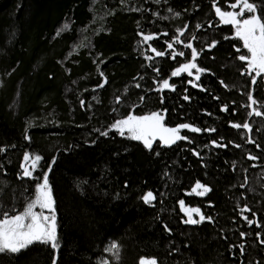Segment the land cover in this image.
I'll list each match as a JSON object with an SVG mask.
<instances>
[{
	"label": "trees",
	"instance_id": "16d2710c",
	"mask_svg": "<svg viewBox=\"0 0 264 264\" xmlns=\"http://www.w3.org/2000/svg\"><path fill=\"white\" fill-rule=\"evenodd\" d=\"M229 2L167 0L164 12L143 9L140 13L121 11L115 15L112 7L117 5V0H0V149H3L0 151V176L7 182L0 186V217L3 218L4 212L11 216L24 210L35 196L37 183L43 182L47 172L55 201L57 230H60L57 249L50 248L49 244V248L41 245L37 250L28 246L18 255L4 253L0 256V264H52L53 255L63 249L65 257L60 264H95L82 257L86 255V239L94 246L88 223L92 221L96 231L123 230L133 217L139 219L135 223L139 231H132V241L140 233L151 239L153 256L159 264H176L175 259L181 252L191 257L193 264H214L218 248L234 254L232 260H221L217 264H242L238 247L241 241L235 239L237 245L229 244L228 238L245 215L246 211L241 209L258 202L264 205V115L257 116L244 144L235 149L240 162L225 164L232 148L229 131L239 132L240 129L231 128L229 124L248 118L250 112L244 114L245 90L253 83L237 73L239 81L235 85L222 88L212 82L208 89L205 83H202L203 88L201 82H197V91L184 92L172 80V73L179 68L175 66L171 76L157 79L160 85L156 88L149 83L146 66L150 53L155 52L153 49L158 51L155 39L168 28L177 30L182 41L174 43V39L171 42L170 54L173 50L183 52L179 49L186 48L188 38L194 37L200 43L205 33L196 25L199 20H208L206 14L214 9L213 3L221 6ZM146 7L152 8V4ZM104 14L107 15L105 20L102 19ZM63 19H70L72 28L57 35V25ZM91 19L95 25L87 29ZM232 29L235 32L231 25L229 30ZM181 31L182 36L179 35ZM147 35L153 39L144 41ZM229 39L225 44L233 43L239 56L243 48L242 55L248 56L241 39ZM202 42L209 41L203 39ZM223 44L218 40L216 45L220 56L226 53ZM183 53V64L191 62L192 59L184 58L189 52ZM196 64L199 67L202 62ZM204 64L209 69L221 71L227 85L235 77L232 67L220 70L213 61ZM158 66V70L163 71L169 68V63L159 62ZM191 72L193 79L196 69ZM213 75L215 78L216 73ZM164 80L174 86V92H165L173 88L162 87ZM207 81H210L209 75ZM255 93L264 98V89L259 85ZM48 94L45 105L43 99ZM249 94L252 95V89ZM116 100L126 105L150 107L145 116L153 112L162 115L164 128H177L181 124L199 128L201 134L193 135L199 145H185L189 140L188 129L179 132L185 139L164 144L159 138V144L146 151L121 140L114 145L129 158L123 160L122 166L113 164L104 149L91 148V145L107 131L113 117L109 109H123L112 107ZM222 106H225L224 112L220 111ZM258 111L264 113V103ZM129 115L132 114H127L125 119ZM83 134H87V138L82 137ZM47 139L57 146L50 149ZM208 140L219 142L224 149L206 151L204 141ZM191 148L198 151V157L191 153ZM25 153L41 157L35 170L31 169V160L24 161ZM249 156L256 159H249ZM22 164L32 170L31 177L23 176ZM197 165L205 168V177L197 173ZM176 166H182L183 173L174 176L173 172L170 178L177 179L184 172L192 173L196 180L211 187L207 195L193 194L186 202L188 207L199 208L201 214L211 219L198 224L178 221L166 225L157 238L141 226L155 210L152 203L141 201V190L158 189L161 169L173 170ZM102 174L118 184L113 202H104L105 192L100 198L98 196ZM148 192L153 193L152 190ZM137 205L140 211L129 217ZM160 221L165 223L164 219ZM120 235L125 236V231ZM132 241L128 246L130 257L120 264H135ZM254 252L259 258L250 264H264L260 252Z\"/></svg>",
	"mask_w": 264,
	"mask_h": 264
},
{
	"label": "rangeland",
	"instance_id": "374dc122",
	"mask_svg": "<svg viewBox=\"0 0 264 264\" xmlns=\"http://www.w3.org/2000/svg\"><path fill=\"white\" fill-rule=\"evenodd\" d=\"M234 2L235 0H230L229 4H224L219 7L225 11H238V9L234 10L229 7V5ZM253 2L258 7L259 15L264 17V0H253ZM147 4H152V8H147L146 7ZM166 5H167V0H156V2H154V0H117V5L115 7H112L113 9L112 14L116 15L121 11H134V12L140 13L143 9H153L157 12H164ZM180 15L181 13H179V15L177 16H180ZM106 18H107V15L104 14L102 19L105 20ZM206 18L208 20H199L197 23V25H200L198 30L205 33L200 39V43H198L196 39H192V40L190 38L187 39V42L188 43L190 42L193 48H195L196 51L199 53L195 62L196 63L202 62V64L199 65V68H202L205 71L199 73V80L195 79L196 76L193 79H191L190 75L186 74L185 72H180L179 75L172 77V80L173 81L175 80L176 82V87H178L179 90H182L184 92L188 91L190 93L191 91H194V90L197 91L198 89L197 82H201V86L203 88L205 87L202 85V83H205V86L208 87V89L210 88L211 83L214 82L216 85H219L220 87L225 88L226 86L235 85L239 81V76H236L237 73H239V75L246 77L248 81L252 82L253 72L250 73L247 70V62L241 61L238 59L239 55L234 50L233 43H230L229 45L225 44L230 40L229 38H235L239 40L234 32V29L229 30L231 27L230 24H224L220 22L219 17L215 13V9L213 10L209 9V12L206 14ZM94 25H95L94 20L91 19L87 23V29L93 28ZM71 28H72L71 20L63 19V20H60V23L57 25V29L55 33L58 35L62 32L69 31ZM177 33H178L177 30L168 28L164 33H162L154 41L157 45L158 51L163 52L164 55L157 56L156 52L150 53V59L148 60L146 66L148 67L149 83L152 82L153 87H156V88L159 87L160 84L157 82V79H163L165 77L171 76L172 69L175 66L176 67L178 66L180 68L182 64L185 63V61L181 58L182 56L179 55V56L173 57L169 52L168 44L171 43L176 38ZM203 39L208 40L209 42L204 43L202 42ZM218 40H222V42L224 43L222 45V49L226 48V53L223 54L222 56H220L218 54V51L216 50V45H217ZM214 42H215V46L209 47ZM179 50L183 52H189V55L184 56V58L192 59V49L190 48L184 49L183 47H181ZM241 51L244 52L243 48ZM204 52H207V54ZM242 53H240V55H242ZM248 55L250 54L248 53ZM209 56L210 58H208ZM223 56L225 57L224 59H222ZM164 61H167V63H169V68L163 71H159L158 64L159 62L161 63ZM210 61H213L218 66V68H220V70L221 68H228V67H232L234 69L235 77L232 79L230 83H228V85L224 81L221 71H217L213 68L209 69L208 67L205 66L204 63L205 62L209 63ZM174 62L176 63L174 64ZM215 73H216V77L214 78L213 74ZM208 75L210 77V81L206 82ZM256 79H258L256 80L258 84L256 85L253 84L251 87L245 90L246 107L244 110V114H246L247 111L253 112L254 109L259 110V107L264 103L263 96L259 98V95L255 93V88L257 85L261 87V90L264 89V74H261L260 76H256ZM193 83H195L197 86L193 87ZM250 89H252V96L256 100V104L252 105L251 107H249L251 102L248 99V92ZM165 92L166 93L174 92V89L173 90L166 89ZM216 95H219V92H216ZM48 97H49V94L46 95L45 98L43 99V101H45V105L47 104L46 100ZM187 100H189V102L194 103L192 99H187ZM140 103H142V100L140 101ZM113 106H120L123 109L121 111H119L118 109L116 110L109 109L110 112L112 111L113 117L111 118L112 120L109 123L107 131L105 132L107 133V135H102L101 138L98 139L94 145H91V148H97L98 146H100L107 153L108 158L111 160L113 164L122 166L123 160L128 159L129 156L124 154L122 149L119 147H116V145L114 144L121 142L122 140L127 144L137 145L145 151L147 150V148L144 147V144L142 141L131 139L130 133H128L126 129H125L124 135H121L120 132L116 128H113L112 126L117 121L124 120L127 114H132L136 117L145 116V114L149 111L150 107H145V105H140V104L136 105L134 103H127L126 105L125 102H118L117 100L115 103L112 104V107ZM224 109H225V106H222L220 111L224 112ZM256 118H257V115H255L253 112V114L249 115L245 121L241 120L239 122H231L229 124V127L232 128L233 124H243L247 122L250 126V130L244 129L243 127H241L239 129V132H234L233 129H230L228 140L230 141L229 144L230 146H232V148L230 150V154L228 156V160L225 165H227L228 163L237 165L240 162L241 158H237L235 154V149L238 148L237 145L241 146L242 144H244L247 132H251V129L255 123ZM188 132H189V140L185 141V145L191 146L193 143L199 145V143L194 139L193 135L201 134V132L200 131L193 132L189 129H188ZM161 134L165 135L166 133H161L159 130H157V135H156V138L152 141V146L155 144H159V138ZM87 136H88L87 134L82 135V137L84 138H87ZM2 140H4V138ZM93 140H96V139H93ZM50 141L51 140L47 139V146L50 149L55 148L57 145H53ZM220 141L222 142V140ZM204 142L207 144L206 151H209L211 148H218V147L224 149V145L219 144V142L217 141L215 143L209 140L208 142L207 141H204ZM105 143H109L110 145H107ZM217 145H220V146H217ZM191 153H193L196 157H198V151L194 150L193 148H191ZM196 171L197 173H201L203 177H205L207 174L205 171V168L199 165L196 166ZM173 172H174V169L167 170L166 168H162L158 174L159 188L158 189L155 188V190L151 188L148 190L147 188H143L141 190L142 197L146 193H148L149 190H152L153 195L155 196V199L151 202L154 205V209H155L154 214L150 215L147 221L142 222L141 226L143 227V229H148L152 231L149 233L150 234L154 233V236L157 238L162 228H166L165 227L166 225L171 226V225L177 224L178 221L183 222L187 219V215L185 214V212L181 211L179 202L184 201L185 207L191 208L186 205V202L190 196H192L193 194H196L192 191V189L198 181L201 184L206 185L211 189V187L205 182L200 181L198 179L196 180V178L193 177L192 173L184 172L183 176L177 179H172L170 177ZM5 184H7L6 179L0 176V186L1 185L3 186ZM117 185L116 183L111 181V178L108 175L102 174V176L100 177V183H99V186H100L99 191H98L99 198H100L101 193L105 192L106 194V199L104 201L105 203L108 201L113 202L114 200H116V196L114 193H115ZM208 193H206V195ZM142 197H141V201L144 203ZM140 209L141 208L138 205L135 206L134 210L130 212L129 217L134 215L136 212L140 211ZM248 209L249 210L245 212V215L238 221L235 228H233V230L229 233V238H228L229 244H231L232 242L237 245V243H235V239H239L241 241L238 244V247L240 248L241 256L243 259L242 264H250L251 261L259 258L257 254L254 252L255 250L259 251L260 254H264V205H260V202H258V203L253 204L251 207H248ZM23 211L24 210L22 209L19 211V213ZM34 211L39 212L41 211V209L37 207L34 209ZM44 212L46 214V212L48 211L44 210ZM155 214H156V217H158L160 220L164 219L165 223L158 220L155 217ZM46 215H50V214H46ZM192 215L194 219L199 220V216L197 214L193 213ZM244 217H247L248 220L254 221V223L249 224L248 220L244 219ZM130 220L131 221L129 225L123 228V230L125 231V236L120 235V233H122L123 230H107L104 228L101 231H96L94 230L93 222L90 221L88 223V231L92 233L90 237L93 238L94 246L93 247L90 246L87 243V239H86L85 246H84L86 255H82V257L87 261H88V258L93 260L95 264H105V262H107V264H112V263L120 264L122 261L130 257L128 246H129V242L133 240V236L131 239L130 234H132V231L134 229H136L134 231L135 233L139 231L138 230L139 228L137 229V227L135 226V223L139 219L138 217H133V218H130ZM56 226H57V222H56ZM59 231L60 230H57V235ZM241 233H243V235H241ZM142 235H143L142 233L138 234L136 239L132 241V254H133L132 256L136 258L135 264H139L141 258H144L146 260L155 259L157 264H159L156 258L153 256V251H152L153 246H152L151 239H147V237L145 236L142 237ZM140 239L142 240L139 242ZM113 242H115L119 246L118 258L113 254V252L107 251V249L110 247V245ZM41 245L47 246L45 248H49L48 244H42V243H34L30 245L29 247H35V250H37V248H40ZM241 245L243 246V250L240 247ZM50 248L52 247L50 246ZM4 253H10V252L0 253V256H4L5 255ZM18 254L19 252L12 253V255H18ZM233 254L234 253L230 251L222 252V249L218 248L216 251L215 258H214L215 259L214 264H217L221 260H224V261L232 260L231 257L233 256ZM64 257H65V249L61 250L59 254L53 255V259L56 260V264H60L62 260L64 259ZM189 259L191 260L187 262ZM175 260H177L176 264H184V263L193 264L192 258L189 256H185L184 252H181L180 256L176 257Z\"/></svg>",
	"mask_w": 264,
	"mask_h": 264
},
{
	"label": "snow or ice",
	"instance_id": "6c2138e0",
	"mask_svg": "<svg viewBox=\"0 0 264 264\" xmlns=\"http://www.w3.org/2000/svg\"><path fill=\"white\" fill-rule=\"evenodd\" d=\"M229 7L234 10L238 9V11H225L217 6L216 3H213V8L215 9L216 15L219 17L220 22L230 24L235 28L236 36L243 41L244 48L247 49L250 54L248 56L240 55L238 59L246 61L247 70L250 73H255V76L252 77V83L255 84L256 76L264 74V17L259 15L258 7L253 0H235L234 3L229 5ZM177 15L179 14L177 13ZM245 16L246 18L241 19V17ZM199 27L200 25H197V28ZM179 35L182 36L183 32L181 31ZM143 39L144 41H149L153 39V36L147 35L144 36ZM174 43H182L179 36L175 38ZM184 46L192 49V60L189 63L183 64L180 68L174 71L172 75H179L180 72H188L189 75H192L191 69H196L197 75L195 79L199 80V73L205 71L204 69L199 68L195 63L199 53L195 48H193L190 42ZM213 46H215V42L209 47ZM168 48L173 49V43H169ZM153 51L156 52L157 56L164 55L163 52L156 51L155 49H153ZM177 55L183 56L184 53L173 50L172 56L175 57ZM100 86L103 87V85ZM196 86L197 85L193 83V87ZM162 87H171L174 89V86L169 85L168 80L163 81ZM184 98L188 99L187 96ZM117 99L119 100V98ZM248 99L251 102L249 107L256 104V100L251 94L248 95ZM81 103L83 105V101H81ZM253 112L257 116L264 115V113L255 109ZM253 112H250L249 115H252ZM163 119L164 117L156 112L142 117L129 115L127 119L117 121L112 127L116 128L121 135H124L126 129L127 132L130 133L131 139L142 141L144 147L149 149L152 148V141L156 138L157 130L167 134L160 135V140L163 141L164 144H173L177 140L185 139V137L179 134L180 129H189L193 132L201 131L199 128L193 127L190 124H181L177 128H164L161 123ZM232 127H243L244 129L250 130V126L247 122L243 124H233ZM206 131H215V129H206ZM101 134L107 135V133ZM237 147H239V145H237ZM0 151H3V149H0ZM248 158L256 159L252 156H249ZM29 160H31V169L35 170L37 164L41 160V157L39 155L30 156L29 153H25L24 161L27 162ZM21 167L23 169V176H32V170H30L28 166L22 164ZM192 191L197 195L204 196L206 193L211 191V189L198 181ZM142 199L145 204H150L155 199V196L152 192H148L142 197ZM179 203L181 211L185 212L187 215V219L184 223L198 224L205 219H211V217H205L201 214L199 208H186L184 201H180ZM54 204L55 201L48 182V173L45 172L43 175V182L37 183L35 198L26 205L24 211L11 216L8 212H4L3 218H0V253H18L22 249H25L34 243L49 244L53 249H57L59 247V243ZM37 207H39L41 211H34ZM44 210H47L50 215H46ZM248 210L249 209L247 208L241 209L242 212ZM193 213L199 216V220L193 218ZM244 219L248 220L247 217H244ZM248 223L252 224L254 221L248 220ZM241 235H243V233H241ZM240 247L243 250V246L241 245ZM107 251L113 252V254L118 258L119 246L115 242L110 245ZM52 264H56L55 259L52 260ZM105 264H107V262H105ZM140 264H157V262L155 259L146 260L141 258Z\"/></svg>",
	"mask_w": 264,
	"mask_h": 264
},
{
	"label": "bare ground",
	"instance_id": "6f19581e",
	"mask_svg": "<svg viewBox=\"0 0 264 264\" xmlns=\"http://www.w3.org/2000/svg\"><path fill=\"white\" fill-rule=\"evenodd\" d=\"M232 73V72H231ZM183 171V167L182 166H176L174 169V176H179L182 174ZM236 245V244H235ZM260 256L263 258L264 261V254H260ZM114 264V263H112ZM140 264V263H139Z\"/></svg>",
	"mask_w": 264,
	"mask_h": 264
}]
</instances>
